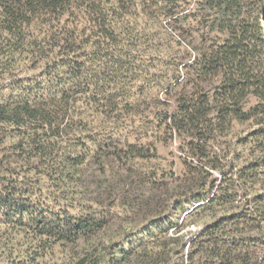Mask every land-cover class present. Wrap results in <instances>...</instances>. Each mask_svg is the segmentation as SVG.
<instances>
[{
  "label": "rangeland",
  "instance_id": "1",
  "mask_svg": "<svg viewBox=\"0 0 264 264\" xmlns=\"http://www.w3.org/2000/svg\"><path fill=\"white\" fill-rule=\"evenodd\" d=\"M105 1L101 15L78 14L72 8L73 14L67 12L60 22L24 26L20 46L18 36L0 29V102L53 97L58 108L67 110L69 126L67 141L49 149L53 156L49 150L33 156L15 149L19 136L15 128L10 131L11 125L0 123L4 184L18 188L26 184L31 200L44 204L49 213L104 216L96 232L72 243L39 236L31 224H18L14 215L9 222L0 217V264H103L111 255L109 244L119 255L130 246L151 248L177 242L176 238L181 242L226 211V207L203 208V201H187L209 179L199 169L186 167L182 141L165 140L160 119L165 86L171 82L160 80L171 72L169 62H162L177 49L168 40L172 20L163 10L176 5L174 18H180L173 25L181 45L190 46L205 29L204 0ZM261 6L264 29V2ZM153 35L162 61L157 67L152 66ZM64 90L67 99L62 97ZM255 102L248 96L244 107ZM249 127L232 124L221 146L225 161L234 151L243 154L244 147L235 142ZM134 128H141V133L135 135ZM126 141L149 145L148 155L129 160L121 151ZM65 151L75 158L71 162L83 163L61 174Z\"/></svg>",
  "mask_w": 264,
  "mask_h": 264
},
{
  "label": "trees",
  "instance_id": "2",
  "mask_svg": "<svg viewBox=\"0 0 264 264\" xmlns=\"http://www.w3.org/2000/svg\"><path fill=\"white\" fill-rule=\"evenodd\" d=\"M263 2L204 0L205 29L185 47L173 25L180 18H174L176 5L164 8L165 18L172 20L168 21L172 29L168 26L167 37L176 45V54L162 62L155 50L159 46L155 35L150 38V46L152 66L157 67L161 61L169 62L171 67L170 74L160 79L171 80L165 86V111L160 118L165 140L180 138L186 167L199 169L209 179L187 201H203V208L226 207V211L201 226L193 238L181 242L176 238L177 242H163L151 248L130 246L119 255L116 246L109 244L111 255L103 264H264V29L260 22ZM103 3L104 0H0V29L18 36L16 44L20 46L24 26L36 21L60 22L67 12L72 13V8L78 14L101 15ZM97 24L100 26V22ZM101 24L105 26L104 22ZM174 36L179 40L175 42ZM65 92L62 97L67 99ZM248 96L255 97L256 102L245 108ZM55 103L53 97L43 96L0 102V123L11 125L10 131L15 128L19 135L15 149L42 156L44 151L67 141V110L62 111ZM234 122L250 127L235 142L244 147L243 154L234 151L230 161H225L221 146ZM140 129L132 130L136 135L141 133ZM121 151L129 160H136L148 155L149 145L126 141ZM47 154L53 156L51 150ZM72 159L75 158L69 153L64 155L61 174L83 163H73ZM5 179L6 173L0 168L1 219L9 222L14 215L18 224H31L39 236L52 242L72 243L87 238L104 222V216L94 212L64 216L55 210L49 213L44 204L31 200L32 193L28 194L26 184L21 188L9 187L4 184Z\"/></svg>",
  "mask_w": 264,
  "mask_h": 264
}]
</instances>
